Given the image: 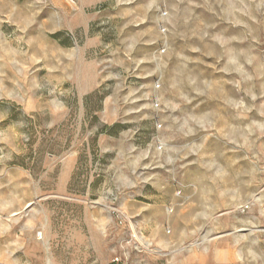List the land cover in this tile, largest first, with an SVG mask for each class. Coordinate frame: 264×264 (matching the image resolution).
<instances>
[{
    "label": "rangeland",
    "instance_id": "1",
    "mask_svg": "<svg viewBox=\"0 0 264 264\" xmlns=\"http://www.w3.org/2000/svg\"><path fill=\"white\" fill-rule=\"evenodd\" d=\"M0 264H264V0H0Z\"/></svg>",
    "mask_w": 264,
    "mask_h": 264
}]
</instances>
